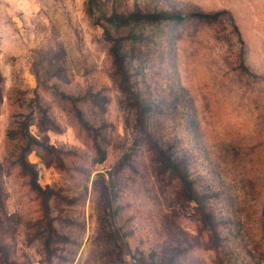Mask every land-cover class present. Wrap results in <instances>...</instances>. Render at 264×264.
Returning a JSON list of instances; mask_svg holds the SVG:
<instances>
[{"label":"rangeland","instance_id":"obj_1","mask_svg":"<svg viewBox=\"0 0 264 264\" xmlns=\"http://www.w3.org/2000/svg\"><path fill=\"white\" fill-rule=\"evenodd\" d=\"M88 2L0 0V264H264V0Z\"/></svg>","mask_w":264,"mask_h":264},{"label":"trees","instance_id":"obj_2","mask_svg":"<svg viewBox=\"0 0 264 264\" xmlns=\"http://www.w3.org/2000/svg\"><path fill=\"white\" fill-rule=\"evenodd\" d=\"M88 6H89L88 7V13H90V15H92V11H93L92 10V0H89ZM164 17L165 18H163L164 20H162V21L168 22V21L172 20V17H170V16H164ZM116 19H118L119 21L126 22V23L130 22L129 18H121L120 19V18L117 17ZM122 50H123V48H122L121 42H117V41L110 48V52H111V55H112L113 60H114V66L116 67L115 75L117 77H120L121 80L124 81L126 85H128L129 84V79L126 77V75H127V72H126L127 60L122 55ZM120 87H123V86H120ZM121 91L122 92L124 91V93H126V95H127L130 90H124L123 88H121ZM8 136L10 138H12V139L16 138V136H15V134L13 132H10L8 134ZM29 144L31 145V143H28V144H22L20 146L19 152H18L19 154L15 157V162L14 163H15L16 166H18L22 170V175L24 174V177H31L32 181H34V177L36 176V173L34 174V172H32V171H30L29 173L26 172V168L29 166V163L27 161V157L29 156V154L32 152V149H33L32 148L33 146H29ZM171 164H172L171 160H165V161L162 162V165L164 166V168L170 167ZM185 184L186 183L184 182V187L187 188V185L185 186ZM188 189L193 192V195H194L193 199H196V201H199L197 199H198V195H199V191L201 189V186H199L198 190H197V187H195V185H193V186L190 185L188 187ZM193 199H191V200L188 199V200L192 201ZM203 219L207 223L211 220V218H209V215H207V217L203 218Z\"/></svg>","mask_w":264,"mask_h":264}]
</instances>
